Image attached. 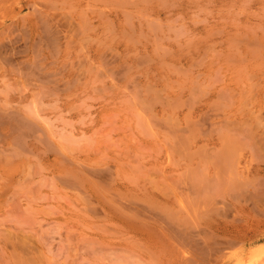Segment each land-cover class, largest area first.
Segmentation results:
<instances>
[{
	"label": "rangeland",
	"instance_id": "374dc122",
	"mask_svg": "<svg viewBox=\"0 0 264 264\" xmlns=\"http://www.w3.org/2000/svg\"><path fill=\"white\" fill-rule=\"evenodd\" d=\"M251 260L264 0H0V264Z\"/></svg>",
	"mask_w": 264,
	"mask_h": 264
},
{
	"label": "bare ground",
	"instance_id": "6f19581e",
	"mask_svg": "<svg viewBox=\"0 0 264 264\" xmlns=\"http://www.w3.org/2000/svg\"><path fill=\"white\" fill-rule=\"evenodd\" d=\"M253 260V259H252ZM252 260L250 261L252 264H253V262H252ZM257 260H258V258H257ZM242 261V260H241ZM263 261V260H262ZM245 262V261H244ZM247 262V261H246ZM250 262L248 261L247 263L248 264H250ZM239 263V262H238ZM246 264V263H245Z\"/></svg>",
	"mask_w": 264,
	"mask_h": 264
}]
</instances>
